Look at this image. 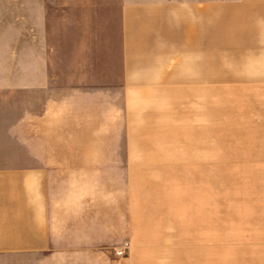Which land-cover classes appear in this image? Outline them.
Returning a JSON list of instances; mask_svg holds the SVG:
<instances>
[{
    "label": "crops",
    "instance_id": "0c3cea01",
    "mask_svg": "<svg viewBox=\"0 0 264 264\" xmlns=\"http://www.w3.org/2000/svg\"><path fill=\"white\" fill-rule=\"evenodd\" d=\"M0 4L12 5L0 14L18 22L0 29V264H181L182 252L187 264H264V173L251 192H189L187 248L174 236L179 223H160L155 213L146 218L134 198L140 195L85 192L76 170L62 168L58 177L56 164L100 163L85 150L102 148L95 135L106 104L110 118L111 92L54 93L48 6L68 3ZM119 4L125 96L149 84L186 83L204 89L207 99L214 69L223 85L264 84V0ZM174 196L166 200L173 207ZM124 244L126 255L115 257L113 248Z\"/></svg>",
    "mask_w": 264,
    "mask_h": 264
},
{
    "label": "rangeland",
    "instance_id": "374dc122",
    "mask_svg": "<svg viewBox=\"0 0 264 264\" xmlns=\"http://www.w3.org/2000/svg\"><path fill=\"white\" fill-rule=\"evenodd\" d=\"M63 1L69 5L48 6L54 93L68 88L111 92V114L108 119L106 104L101 132L98 138L95 135L102 148L85 150L86 156L99 158L100 163L56 164L54 171L58 177L62 168L84 174L77 182L85 192L140 195L134 198L142 202L140 211L146 218L155 213L160 223H179L174 236L187 248L189 192H251L253 183L262 179L264 84L223 85L216 81L220 70L214 69L207 99L204 89L186 83L149 84L125 96L119 0ZM4 7L12 5L0 4V9ZM11 18L0 14V29L17 25ZM60 152L54 150V158ZM53 185L54 192H60L61 181ZM173 194L179 200L175 207L166 202ZM153 199L158 206H150ZM128 249L124 244L112 251L118 258ZM120 250L124 254L117 256ZM181 264H187V253L182 252Z\"/></svg>",
    "mask_w": 264,
    "mask_h": 264
},
{
    "label": "built area",
    "instance_id": "2783aa9c",
    "mask_svg": "<svg viewBox=\"0 0 264 264\" xmlns=\"http://www.w3.org/2000/svg\"><path fill=\"white\" fill-rule=\"evenodd\" d=\"M124 254V251L123 250H120L116 253L117 256H122Z\"/></svg>",
    "mask_w": 264,
    "mask_h": 264
}]
</instances>
